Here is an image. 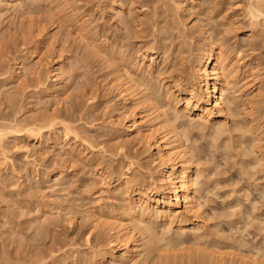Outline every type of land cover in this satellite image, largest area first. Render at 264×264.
I'll return each mask as SVG.
<instances>
[{
	"label": "rangeland",
	"instance_id": "1",
	"mask_svg": "<svg viewBox=\"0 0 264 264\" xmlns=\"http://www.w3.org/2000/svg\"><path fill=\"white\" fill-rule=\"evenodd\" d=\"M181 1L185 6L172 13L173 9L169 8ZM105 2L29 0L20 8L0 16V120L17 119L21 123H31L54 115L77 126L87 142L82 144V139L74 138L71 133L65 137L61 126L56 124L51 132L45 129L38 142L30 137H21L4 143L5 154L10 161L4 165L0 159V264H100L92 262L96 258L90 255V251L109 249L110 235L107 226L102 225L109 220L125 221L122 208L125 196L111 187L113 172L134 161L130 164V174H136L141 178L136 180L148 185L154 181L149 178V172L153 173L155 166L147 151L148 142L139 144L132 141L133 137L125 135V140L131 143L128 141V146L123 145L124 149L120 139L113 137V116L116 115L117 128L123 129L125 121L121 112H128L130 107L122 105L120 110H112V105L120 102L114 96L113 74L98 57L90 54V45L95 42L108 51H116L126 45L127 48H124L132 52L138 44L149 45L152 34H163L167 40L165 43L171 49H167L161 57L164 60L162 65L186 68L188 73L190 63L204 44L197 28L209 32L206 33L210 37L213 32L215 38H208L211 43L207 42L222 46L233 57L239 55L237 58H242L243 69L249 72L238 76L236 87L239 90L236 88L234 94L239 103H236V108L232 107V116L223 120L228 129L223 127L224 124L222 127L227 131L221 129L223 133L218 130L221 134H214L217 124L216 128L209 125L204 128L197 119L190 123L187 118L178 119L174 124H178L177 128L181 131L186 130L188 140L185 138V148L187 146L186 150L194 160L198 177L195 178L199 184L195 196L202 216L199 224H202L200 233L203 235L199 238L203 239L197 244L200 233L196 232L195 236L193 229H189L191 232L187 230L186 237L184 233L183 236L180 232L181 236L178 234L185 242L174 241L181 246L177 244L174 250L170 248L171 243L166 250L163 237H160L162 243L158 239L150 246L158 244L156 251V248L144 247L140 238V253L145 258L138 262L257 264V259H260L257 250L260 254V250L264 251V230L261 229L264 228V171L260 172V165L255 167L253 162L255 160L254 163L259 164L257 158L264 156V19L260 17L259 21L252 23L247 13L248 0H167L168 8L155 0H131L125 2L122 9L129 20L125 26L118 20L116 12L105 11ZM154 5L159 7L156 13ZM162 7L169 9L168 13ZM138 9L143 10L142 13ZM136 33L145 37L143 42H138ZM184 40L186 45L182 42ZM34 51L36 57L33 60L39 63V75H29L25 70L15 73L18 71L14 67L18 57L23 52ZM59 52L63 56L64 71L54 79L50 70L53 58ZM132 58L129 57V61ZM120 66L119 73L123 70ZM130 68L129 65L131 71ZM13 70L12 78L4 80V76ZM121 75L124 77L123 71ZM43 88H55L57 95H47ZM34 90L38 93L33 94ZM90 94L94 99L89 103L87 97ZM252 108L258 116L253 114L257 118L253 120L254 124L249 122ZM164 109L161 108V111ZM169 115L173 118L174 114ZM171 120L174 123V118ZM250 127H254L263 140V143L258 142L259 146L255 142L254 146L258 148L254 147L252 151L254 136L246 133ZM243 146L245 151L250 150L246 152L248 156L243 152ZM125 152H129L131 157L134 154L136 158L125 157ZM251 152L257 155H249ZM99 172H102L103 178L98 177ZM137 174L145 176L144 179ZM89 213L98 223L101 221L98 226L93 224ZM162 227L163 224L155 225L153 234L155 237L167 235L164 236L167 243V237L174 234H163L165 230L162 229L165 228ZM178 235L169 239L172 241ZM147 237L144 236V239ZM156 253L162 254L160 259ZM197 254L201 255H198L199 260Z\"/></svg>",
	"mask_w": 264,
	"mask_h": 264
},
{
	"label": "bare ground",
	"instance_id": "2",
	"mask_svg": "<svg viewBox=\"0 0 264 264\" xmlns=\"http://www.w3.org/2000/svg\"><path fill=\"white\" fill-rule=\"evenodd\" d=\"M25 1L28 2L29 0H0V16L6 14V12L10 10L14 11L20 8ZM130 1L131 0H106V2L104 3V8L106 12H110V13L116 12L118 16V20H120L126 26L129 24V20L127 19L122 9H124L125 2H130ZM155 1L161 2L162 6L164 7L168 6L166 2L167 0H155ZM248 1L250 2V3L248 2L249 8L246 9L248 15L250 16V19L252 20V23L259 21L260 17L264 19V0H248ZM173 5L176 6H174L173 8L170 7L169 9H173L172 13L174 12V14L175 11L178 12L180 11V9H182L185 6L183 4V1L177 4L173 3ZM158 8H159L158 6L155 5L153 6L154 13H156ZM169 9H166L167 13ZM142 11L143 10H139V12L141 13ZM163 12L165 13V11ZM165 15L169 16V14H165ZM141 22L142 21H139V23ZM197 29L202 37L204 44L201 47L200 52L197 51L198 53L194 58L191 56L193 58V62L192 64L190 63V67H189L190 71L188 73L185 70L186 68H179L175 66L171 67L172 64H169V66L162 65L164 63V60H161V57L163 58V56L166 54V50L170 48L169 47L170 45L165 43L166 36L163 37L162 36L163 34L161 36L152 34L151 36L152 40L149 45L138 44L135 46V49L132 52L130 50L127 51L124 48L126 47V45L120 46L119 50L116 51H111V50L108 51L106 50L105 47L95 44V42H92L90 45L91 46V50L89 51L90 54L98 57L100 61L103 62V64H106L110 68V74H113L112 81H114V85H113L114 88L113 91L115 92L114 96L117 97L119 99L118 102L119 101L120 102L117 103L116 105H112L113 106L112 110L116 112L125 105L130 107L129 108L130 110L128 112L119 111L123 113L122 115L121 113L119 115H121L122 119L125 121L123 124L124 125L123 129L121 128V130H119L117 128L116 115H114L113 118L111 117L112 118L111 128L113 129L112 135H115L113 137L120 139V144L122 143L121 147L123 148H124L123 145L128 146L131 143L130 140H128L130 143L127 140H125V135L129 138L133 137L132 141L135 140L139 144H144L148 142L147 151L149 153V157L152 164L155 166L154 172L153 173L149 172V178H151L154 181L149 183L148 185L139 182L138 180L140 177H137L136 174L134 175L133 173L134 176L130 174L132 171L130 164H134L135 163L134 161H131L129 165L126 166L125 168H118V169L116 168V170L113 172V177H111L112 179L111 187H113L115 190H118V192L121 195L125 196V202L122 205L123 207L121 206L124 211L123 215L125 216L124 219L125 221L117 222L114 220H109L106 222V225H104L103 223H102L103 225L101 224L102 226H107V231L109 232L110 235L109 236L110 246L109 249L105 251L102 250H100L99 252L90 251L91 252L90 255L96 258V260L93 258L94 261L92 262L94 263L99 262L100 264H106L105 262H107L108 264L109 263L136 264L138 261L139 262L144 261L143 259L145 258V257L142 258V254L140 253L141 251L140 245L138 244V241L140 243L141 241L142 243H144L145 246L142 245V247L147 246V248L149 247L150 249L156 248L157 251V247L155 246H157L158 244H156L153 247L150 246H152L153 242L157 243L160 237L161 238L163 237L164 240L163 245L165 244V247L166 246L169 247L170 244L172 243L174 247L171 245L170 248L172 247V249H174L175 247L177 248V244H178L175 242L183 241L180 239L181 238L180 233H182L183 236L187 230L189 233L191 232L189 229H193L192 230L194 231L193 233H195V236H197L196 232L200 233L202 231V224L201 223L199 224L200 220L202 219V216L199 212L200 210H198L200 206L198 205V201L195 196V194L197 193V186L199 184L197 183L198 177L196 176L197 174H195L196 170L194 169L195 166L193 165L194 160L192 154L190 155V153L186 150L187 146L185 148L186 142L184 143V141L186 139L188 140V138L185 137L186 130L181 131L182 129H179V127L177 128L178 124L177 125L174 124H176L175 122L178 121V119L179 121H182L181 119L184 118L185 120V118H187L189 123L191 121L193 122L194 119H197V122L201 127L203 126L204 128H206L208 125L214 128L217 127L215 129L217 131H214L215 132L214 134H216L218 130L221 131V129H223V127L226 124L225 122H223V120L228 116H232L231 115V113L233 112L232 107L233 106L235 107L236 103L237 104L239 103L236 101L238 97L235 96L234 94L237 91L236 88L238 89V87H236L238 83L237 82L238 76L240 73L244 74L245 72H247L248 69L247 70L243 69L244 65L242 66V62H241L242 58L241 59L237 58L239 57V55L233 57L231 56V54H229V52L227 53V50L225 51L222 46L220 45L215 46V44L214 45L209 44L211 42L208 41L209 40L208 38L213 37L212 35L213 32L210 37L207 35V33L210 34L209 32L206 31L207 32L206 33L205 30L202 28H197ZM185 35L186 34H184V36ZM136 37L139 40L138 42H143L144 41L143 39H145V37H143V35H141L140 33H136ZM218 40L221 39L218 38ZM182 42L184 43V45H186L185 40ZM87 45L88 43L86 44V46ZM122 48L124 49L121 50ZM132 56L133 58L129 61V57ZM35 57H36L35 51L30 53L23 52L18 57V60L15 62L14 65L15 70H18L15 73L19 72L20 70H25L26 72L29 73V75H36L37 77L39 75V71H38L39 63L37 62V60L35 61L33 60L35 59ZM61 58L63 59L61 52L57 53L56 56L53 58L52 69L50 70V72L51 75L55 77L54 79H56L64 71L63 60ZM181 59L183 60V58ZM118 63L123 68L121 72L123 71L124 77H122L121 72L120 73L118 72L119 71ZM129 65L131 66L130 68L131 71L129 70ZM133 66H135V70H133L134 69ZM15 70L10 72L8 75L4 76V80L11 79ZM155 82H157L159 86H157L158 84L155 85L156 84ZM41 85L43 84L41 83ZM42 91L47 95H54V96L57 95L56 93L58 92V90H55V88L54 89L43 88ZM37 93L38 92L36 90L33 91V94H37ZM93 99H94L93 94H90V96L87 97V101L89 103L92 102ZM256 103L259 104V102ZM251 104L254 105L253 103ZM140 105H142L141 108ZM252 105H250V107ZM259 106H261V104ZM142 107L144 109H142ZM161 108L163 109L165 108L164 111L162 110L163 112L161 111ZM254 111L255 110L253 109V112L249 114L252 115L251 116L252 119L250 117L249 120L250 123L251 122L253 123V120L257 119L254 118V116H257L254 114ZM170 113L174 114L173 115L174 123L173 120H171L173 118L169 117ZM130 116H132V118ZM56 124H59L61 126V132L65 135V137H67V135L71 133L74 138H79L80 140L82 139V144L87 143L86 140L83 139V137H81L80 135L81 132L78 131L77 126L63 119H57L54 115L47 116L45 119H42L38 122L33 121L31 123L28 122L21 123L18 122L17 119H12L10 121L0 120V156H1L0 159L3 160L2 163L5 165V163H8L10 161L9 157L5 154V148H4V143L8 139L12 138L16 140L21 137H28V138L30 137L34 141L38 142L42 139V135L45 129L51 132L54 129L53 126ZM216 124L218 126L220 125L221 127L220 126L218 127ZM174 126H176V128ZM180 126L182 125L180 124ZM170 127H173V129L169 130L168 128ZM253 128L254 127L252 128L250 127L246 131V133H249L250 136L251 135L254 136L253 138L254 141H252L251 143L253 148L249 147L251 151L252 149L258 148L256 146L258 145V142L263 143V140L259 137L260 134L258 135V133L255 132ZM176 129H179L180 131ZM183 129H187V128H183ZM224 129H223L224 132L227 131ZM221 132H218V134H221ZM244 133L242 135H245ZM218 134L215 136H218ZM250 138H248V140H250ZM122 139L125 141H122ZM124 142H126L127 144H125ZM255 142L257 144L254 146ZM244 146L242 147L243 152L245 151L243 149ZM27 151L30 150L27 148ZM246 152H248L247 149L244 152L247 155ZM253 153L251 152L249 155L255 157L257 154L253 155ZM262 154L263 153H261V155ZM124 156L129 158L131 157L129 152L128 153L125 152ZM251 156L249 158H251ZM133 157H135L134 154L132 155L131 158L133 159ZM249 158L246 159L249 160ZM257 159H259V161ZM257 159L256 160L257 162H259V164L254 163L255 160L253 164H255V167L256 165L257 167L258 165H260L259 167L262 169L259 170L260 172H262L261 170L264 171V156ZM251 166L253 167V165ZM140 175L141 174H139L138 176ZM99 176L103 178L102 172H99L98 177ZM141 177H143V175H141ZM144 177L142 179H144ZM131 193H133L132 196L130 195ZM90 215L92 216V213ZM92 217H93L92 218L93 224L95 226L97 224L99 225L101 221H99L98 223L96 218H94V216ZM158 224L164 225V227L162 228L165 229H162V231L165 230L166 232L165 231L164 233L162 232L163 234L171 233L174 234L173 235L174 237H177L178 234L180 236L178 235V238H174L171 241L170 239L173 238V236L170 235L171 238L169 239L170 236L167 237L166 240H168V242L166 243L164 239L166 237L164 236L167 235L162 234L163 236L159 235L158 237L157 236L155 237V234H153L154 233L153 231H155L153 230V227H155V225L157 226ZM261 229L262 231L264 230V228ZM103 230L104 228L102 229V231ZM257 231L259 232V230ZM262 231L261 233L264 232ZM186 234L184 235L185 237ZM201 235H203V233L202 234L200 233V235L198 234L197 237L199 238L201 237ZM144 236L145 237L148 236L147 238H145L147 240L144 239ZM155 238L157 239V241H154L156 240ZM262 238L264 240V236ZM202 239L200 238L199 240L197 239L198 242L196 243L198 244L199 241H201ZM162 241L160 239L161 243ZM173 242L176 244V246L174 245ZM180 244L178 245L181 246ZM168 247H166L165 249L167 250ZM160 248H162V246ZM147 250L144 251L146 252ZM257 251L258 254H260L259 250ZM260 252H261L260 255L257 254V256H259L260 258L257 259L259 260L257 264H264V251L260 250ZM158 253L156 254L159 255ZM161 255H159L158 257L159 259L161 258L160 257ZM198 255L201 256L202 253L201 255L200 254L196 255V258H198L197 260L200 259ZM254 256H256V254ZM253 259L254 261H257L255 260V257ZM198 262L200 263V261Z\"/></svg>",
	"mask_w": 264,
	"mask_h": 264
}]
</instances>
